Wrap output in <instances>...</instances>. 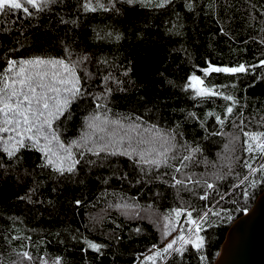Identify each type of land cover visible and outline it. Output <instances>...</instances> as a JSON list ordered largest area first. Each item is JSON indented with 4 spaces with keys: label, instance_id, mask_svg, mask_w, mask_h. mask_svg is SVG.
<instances>
[{
    "label": "trees",
    "instance_id": "trees-1",
    "mask_svg": "<svg viewBox=\"0 0 264 264\" xmlns=\"http://www.w3.org/2000/svg\"><path fill=\"white\" fill-rule=\"evenodd\" d=\"M0 3V264H212L264 190V0Z\"/></svg>",
    "mask_w": 264,
    "mask_h": 264
},
{
    "label": "water",
    "instance_id": "water-1",
    "mask_svg": "<svg viewBox=\"0 0 264 264\" xmlns=\"http://www.w3.org/2000/svg\"><path fill=\"white\" fill-rule=\"evenodd\" d=\"M212 264H264V190L230 224Z\"/></svg>",
    "mask_w": 264,
    "mask_h": 264
},
{
    "label": "rangeland",
    "instance_id": "rangeland-1",
    "mask_svg": "<svg viewBox=\"0 0 264 264\" xmlns=\"http://www.w3.org/2000/svg\"><path fill=\"white\" fill-rule=\"evenodd\" d=\"M1 3H0V7H1ZM195 87L198 89V90H202V85H200L199 83V80L197 79V78H195ZM186 236V234H184L183 236H182V238H184Z\"/></svg>",
    "mask_w": 264,
    "mask_h": 264
}]
</instances>
